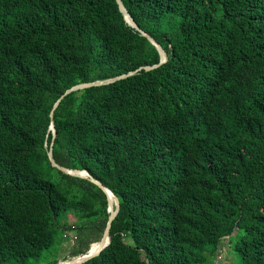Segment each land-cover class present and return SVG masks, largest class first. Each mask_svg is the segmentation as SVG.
<instances>
[{
    "label": "trees",
    "instance_id": "16d2710c",
    "mask_svg": "<svg viewBox=\"0 0 264 264\" xmlns=\"http://www.w3.org/2000/svg\"><path fill=\"white\" fill-rule=\"evenodd\" d=\"M121 1L163 63L116 0H0V264L56 238L61 264L106 228V193L51 143L119 203L79 264H227L222 242L264 264V0Z\"/></svg>",
    "mask_w": 264,
    "mask_h": 264
},
{
    "label": "water",
    "instance_id": "95a60500",
    "mask_svg": "<svg viewBox=\"0 0 264 264\" xmlns=\"http://www.w3.org/2000/svg\"><path fill=\"white\" fill-rule=\"evenodd\" d=\"M116 2L118 4L119 10L123 13L125 19L128 22H130L134 27L139 29L138 25L135 23L133 18L130 16V14L128 13L126 8L124 7L122 1L121 0H116ZM140 32H141V34H143L144 36L147 37V39L157 48V50L159 52L160 62L158 64L148 65V66L144 67V69L154 68V67L158 66L159 64L163 63L166 60V54H165L164 50L161 48V46L151 36H149L148 34L143 32L142 30H140ZM139 69H141V67ZM131 73H133V71H131L129 73H126V74H121L119 76H116L114 78H109V79H106V80H96V81H92V82L79 83V84L73 85L72 87L68 88L65 91V93L73 91V90H77V89H80V88H84V87L104 84V83L113 81V80H115L117 78L124 77V76H126L128 74H131ZM59 100H60V98L56 101V103L54 104V107L58 104ZM52 116H53V114L51 112L50 113V117L52 118ZM51 128H52L53 135H55V129H54L53 122H51ZM51 145H52V143H51ZM51 145H50V148H49V151H48V156H49L50 162H51V164L53 166L57 167L58 169L62 170L63 172L69 173V174L79 175V176H87L90 181H92L93 183L98 185L106 193L107 199H108V209L110 211V216L108 218V223L106 225V228L104 229L102 237L98 241V243L96 244V247L91 249L86 254H83L81 256H78L76 258H73V259H70V260H66V261L63 262V264H79V263H82V262L88 260L89 258L97 255L109 243V241H110V236H109V233H108L109 226H110V223H111L112 219L114 218L116 212L118 211L119 203H118V199L115 197L116 207L115 208L113 207L112 198H111V194H113L112 191L109 190L108 188H106L104 185H102L98 180H96L92 175H90L88 173V171L81 170V169H70V168H66V167H64L62 165L57 164L55 162L53 156H52V146Z\"/></svg>",
    "mask_w": 264,
    "mask_h": 264
},
{
    "label": "rangeland",
    "instance_id": "374dc122",
    "mask_svg": "<svg viewBox=\"0 0 264 264\" xmlns=\"http://www.w3.org/2000/svg\"><path fill=\"white\" fill-rule=\"evenodd\" d=\"M59 238H56V241L54 244L48 248L42 255L38 258L36 264H42L43 262H46L47 260H59L62 261L64 257L68 256L69 248H71V244L68 243L66 240H60ZM96 246V243L92 244V248ZM229 243L222 242L221 247H226L224 252L221 253L222 256V262L227 261V264H232L237 261V256L232 252V250L229 247ZM78 257V256H77ZM76 258V257H75ZM73 259V258H72ZM63 264V263H61ZM218 264V263H217Z\"/></svg>",
    "mask_w": 264,
    "mask_h": 264
}]
</instances>
